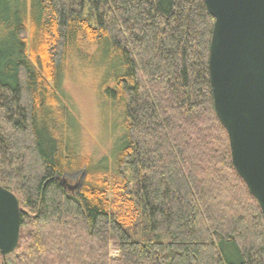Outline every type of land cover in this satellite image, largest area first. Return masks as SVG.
<instances>
[{
  "label": "trees",
  "instance_id": "obj_1",
  "mask_svg": "<svg viewBox=\"0 0 264 264\" xmlns=\"http://www.w3.org/2000/svg\"><path fill=\"white\" fill-rule=\"evenodd\" d=\"M214 22L204 0H0V185L23 209L0 264H264L214 109ZM71 62L118 116L109 157L80 154Z\"/></svg>",
  "mask_w": 264,
  "mask_h": 264
},
{
  "label": "water",
  "instance_id": "obj_2",
  "mask_svg": "<svg viewBox=\"0 0 264 264\" xmlns=\"http://www.w3.org/2000/svg\"><path fill=\"white\" fill-rule=\"evenodd\" d=\"M214 26L209 75L233 166L264 216V0H204ZM65 181H62L64 184ZM18 198L0 185V255L18 247Z\"/></svg>",
  "mask_w": 264,
  "mask_h": 264
},
{
  "label": "rangeland",
  "instance_id": "obj_3",
  "mask_svg": "<svg viewBox=\"0 0 264 264\" xmlns=\"http://www.w3.org/2000/svg\"><path fill=\"white\" fill-rule=\"evenodd\" d=\"M101 79V74L93 68L91 62H71L63 84L67 96L65 103L81 127L80 154L86 159L109 157L120 133L115 128L118 116L112 112L113 104L105 96V86ZM111 254L113 257L118 256L114 250Z\"/></svg>",
  "mask_w": 264,
  "mask_h": 264
}]
</instances>
